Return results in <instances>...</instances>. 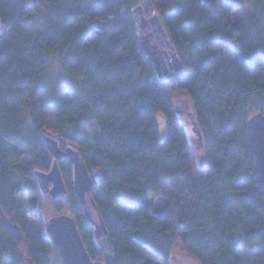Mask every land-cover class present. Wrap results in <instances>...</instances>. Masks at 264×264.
Masks as SVG:
<instances>
[{"label": "trees", "instance_id": "16d2710c", "mask_svg": "<svg viewBox=\"0 0 264 264\" xmlns=\"http://www.w3.org/2000/svg\"><path fill=\"white\" fill-rule=\"evenodd\" d=\"M143 4L0 6V264H24V257L64 264L47 231L46 194L36 178L54 163L45 131L62 150L77 146L89 171L104 173L86 208L74 190L71 161L59 162L67 195L51 198L57 215L68 209L75 218L92 260L171 264L178 244L198 264H264L257 250L264 245V187L247 136L249 119L264 112V0H249L252 15L240 20L232 15L243 0H160L165 51L184 68L163 78L141 47L138 24L123 23L124 12ZM39 13V23L28 22ZM51 57L59 58L70 83H47ZM180 93L193 107L188 118L204 168L174 104ZM158 115L167 123L163 139ZM94 123L96 139L83 138ZM23 193L32 197L29 213L17 202ZM150 196L167 201L158 215ZM86 211L103 220L106 234L96 233Z\"/></svg>", "mask_w": 264, "mask_h": 264}, {"label": "water", "instance_id": "95a60500", "mask_svg": "<svg viewBox=\"0 0 264 264\" xmlns=\"http://www.w3.org/2000/svg\"><path fill=\"white\" fill-rule=\"evenodd\" d=\"M138 16L139 31L151 29L146 35H140L141 47L145 55L150 59L155 71L160 78L167 76L170 72L175 74L183 71V66L177 55H168L165 48H170V42L167 39L165 29L161 23L159 16L146 19L142 13V8L135 11ZM156 41L155 44H152ZM197 127L196 123H193ZM201 139L200 130L197 129ZM247 136L251 154L253 156L254 168L256 176L264 187V112L253 115L247 123ZM46 146L54 158L52 169L49 173L36 172V178L40 190L44 194H48L51 198L67 195V188L59 166V162L70 160L73 165V184L74 190L86 208L90 207L91 194L94 182H99L104 173L101 170L89 171L81 159L80 153L68 148L62 150L60 143L50 137H43ZM202 141V139H201ZM87 212V211H86ZM91 222L96 227V233L101 236L106 228L101 218L92 219L87 212ZM48 234L53 244L58 248L64 264H106L101 261L92 260L86 249L80 231L78 229L75 218L72 215L53 216L48 220Z\"/></svg>", "mask_w": 264, "mask_h": 264}, {"label": "rangeland", "instance_id": "374dc122", "mask_svg": "<svg viewBox=\"0 0 264 264\" xmlns=\"http://www.w3.org/2000/svg\"><path fill=\"white\" fill-rule=\"evenodd\" d=\"M15 1L16 0H0V6H4L6 4L13 3ZM248 1L249 0H243L244 7L240 10H236L233 13L232 18L234 20H240V19L251 17L252 13H251L250 8L248 7ZM159 2H160V0H143L144 4L142 5V7L141 6L140 7L143 8L144 10H148L149 14H150L149 16L145 15L146 19L149 20L155 16H158L155 5H157ZM140 7H137L136 9H138ZM134 14H135L134 10H132L131 12H127V11L124 12L123 23L125 25L132 24L135 22L137 24H139L138 16H137V14H135V15ZM41 17H42V15L40 13L33 15V16H30L28 18V22L29 23H39L41 21ZM2 31H3V27H2V24L0 22V34L2 33ZM150 32H151V29H148L146 31H140V35H146ZM155 43H156V41L152 42V44H155ZM71 80H72L71 76L63 70L59 58L51 57L49 59V71H48V75L46 77L47 83L51 84L52 86H55L61 81L68 84L71 82ZM81 83H82L81 85H82L83 94L88 95L89 91L86 87L87 80L82 79ZM174 104H175L176 110L178 112V116L184 122L186 127H188L192 142L194 144L196 154L198 156L199 166L201 168H204L205 163H206L204 151L202 148H199V146L195 140V137H194L192 130H191L192 127H190L191 119L188 118V113L192 112V110H193L190 99L187 95L180 93V94L176 95V97L174 99ZM53 117H54V113H52V115L50 117V123L51 124H53V121H54ZM157 122H158L159 128H160L161 139H163V138H165V135L167 132L166 119L162 115H158ZM97 131H98L97 124L94 123L90 130L85 129L83 131V138L88 139V140H94V139H96ZM45 132L47 133L48 136H50L54 139L57 138L54 133H52L50 131H45ZM71 148H73L74 150L78 149V147L74 146V145L73 146L71 145ZM25 163H26V161H22L19 164V166H22ZM17 168L18 167H16V166L14 167V169H17ZM31 199H32V197L25 194V193L19 194L17 196V202L19 203V205L21 206V209L25 213L30 212V205L29 204H30ZM149 201H150V206H151V212L156 214V215L161 213V211L163 210V208L165 207V205L167 203V201L165 199H156L153 196L149 197ZM129 202H132V201L129 200ZM42 210H43L45 219L47 221L53 216H58L52 208L51 197L48 194L44 195ZM63 213L66 215H71L70 211L68 209H66ZM137 236H138V232L133 234L134 238H136ZM257 250H258V252H264V245L259 246ZM24 264H31V263L27 260V258L24 257ZM171 264H198V263L196 261H194L191 257H189L187 254H185V252L182 250V248L178 244H176L172 250V253H171Z\"/></svg>", "mask_w": 264, "mask_h": 264}]
</instances>
